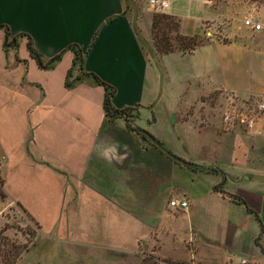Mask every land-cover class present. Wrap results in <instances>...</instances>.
Masks as SVG:
<instances>
[{
	"label": "crops",
	"instance_id": "crops-1",
	"mask_svg": "<svg viewBox=\"0 0 264 264\" xmlns=\"http://www.w3.org/2000/svg\"><path fill=\"white\" fill-rule=\"evenodd\" d=\"M130 1L0 0V92L27 102L22 152L43 187L31 191L34 206L25 209L38 224L30 247L54 245L55 256L74 264H132L124 262L143 250L161 262L205 264L203 255L221 260L209 264H264V131L259 123L248 130L222 120L201 130L188 112L199 97L192 95L218 90L242 99L239 112L252 114L264 99V31L226 25L224 39L156 56L138 38L147 39L152 11L138 12L134 24ZM250 5L237 4L230 19L205 0H171L164 13L191 36L238 12L264 20V0ZM27 41L41 60L59 59L39 68ZM71 45L81 71L114 88V107L138 106L135 126L193 165L171 159L122 119L106 120L104 90L91 78L67 87V71L73 67L70 79L78 74ZM167 72L172 83L164 85ZM192 128L212 138L192 142ZM114 143L121 157L127 151L121 162L100 155ZM180 199L185 208L169 206Z\"/></svg>",
	"mask_w": 264,
	"mask_h": 264
},
{
	"label": "rangeland",
	"instance_id": "rangeland-1",
	"mask_svg": "<svg viewBox=\"0 0 264 264\" xmlns=\"http://www.w3.org/2000/svg\"><path fill=\"white\" fill-rule=\"evenodd\" d=\"M206 3L210 4V8L215 13H222L223 10L228 12L230 19L233 18V8L237 4L244 5V7H249L248 5L252 3L259 2V0H205ZM132 4L136 6V16L138 12H148L146 11V4L143 0H131L127 5L129 6L128 13L131 15ZM239 6V7H240ZM251 6V5H250ZM169 5L166 7V9ZM243 7V8H244ZM165 9V10H166ZM209 10V9H208ZM196 11L194 8H190V12ZM152 13V12H150ZM188 13V12H187ZM195 13V12H194ZM193 13V14H194ZM234 20H223L218 21L207 30H203L200 34V38L204 41L209 38L214 39H224L227 35V32L222 31L226 28V25H232L235 32L245 31L243 27L239 31L236 30V27H240L242 20L246 17L243 13L238 12L237 16H234ZM212 23V22H211ZM239 23V25H238ZM136 24V20L134 22ZM224 28L222 29V27ZM192 32V30H190ZM207 31L208 34H205ZM143 37V36H142ZM144 38V37H143ZM145 39V38H144ZM146 42L150 46V32L147 33ZM151 48V46H150ZM152 49V48H151ZM180 65H184V60L178 61ZM179 70V75H183L184 71ZM167 79L163 82L164 85L167 83H172L170 80L169 73H166ZM181 87L185 88V82L183 81ZM175 88V86H174ZM1 89V88H0ZM192 96H199L196 101L192 103V106L189 107L188 112L192 113V122L193 126L197 129H203L208 122V120L216 123L215 125L220 124L222 120V115L224 112L233 110V111H243L244 105L242 99L227 93L221 92L218 90H213L208 93H198ZM28 100V99H26ZM27 102L23 100L22 96H3L0 92V177L3 178V191L6 194V198L0 201V229L4 226L6 230L4 234L14 240L19 242L24 241V233L30 230H33L34 227L31 222H29L26 216L21 212V210L15 205L18 203L23 210L29 211V208L34 206V198L31 196V191L34 188L41 189L42 186H38L35 178L27 171L26 169V158L22 152V139L24 137V128L27 123V116L25 113V107ZM135 126V125H134ZM176 126V125H175ZM177 128V127H176ZM212 138L210 131H205L204 133L198 134L195 129L192 128V142L206 141ZM183 151H186L185 144L181 146ZM200 155H205V150L200 149ZM25 210V211H26ZM26 211V212H27ZM28 213V212H27ZM29 214V213H28ZM42 214V213H41ZM30 215V214H29ZM31 216V215H30ZM44 215L42 214V217ZM32 217V216H31ZM45 218V217H44ZM47 225L46 222H44ZM48 249V250H47ZM57 247L54 245L51 247L48 246H38L36 249L35 246L29 247L27 251L23 252L20 256L19 262L17 264H74L71 260L62 259V257L55 256ZM52 251V252H51ZM169 251V250H168ZM52 253V255H50ZM170 255L175 257H184L183 251L172 252ZM202 252H200L201 255ZM119 259L121 256H118ZM203 261L205 264L209 263H220V259L207 258L202 255ZM238 261V259L236 260ZM121 262V260H120ZM124 263L132 264H160L156 261L154 253L150 251L143 250V255L139 256L137 261L128 260ZM169 264H190V262L181 261V262H170L165 261ZM195 263V262H194ZM198 264V263H195ZM228 264H238V263H228Z\"/></svg>",
	"mask_w": 264,
	"mask_h": 264
},
{
	"label": "trees",
	"instance_id": "trees-1",
	"mask_svg": "<svg viewBox=\"0 0 264 264\" xmlns=\"http://www.w3.org/2000/svg\"><path fill=\"white\" fill-rule=\"evenodd\" d=\"M179 19L170 14L164 12H152L151 21H150V46L156 56L166 55L173 52L178 53H190L198 46L204 44L200 35H191L186 36L179 33ZM7 35V34H6ZM69 49L74 54V69L78 71V74L71 78L70 68L65 77V85L67 87L72 86V82L80 80L83 77L91 78L95 83L102 86L104 93L102 99V110L104 117L108 121H113L115 119H122L125 125L135 131L134 123L139 118L140 109L138 106H124L121 108H116L112 105L111 99L114 93V88L104 81H102L98 76L91 72H82L80 68V59L78 50L71 45ZM26 50L31 58L34 59L36 65L41 69L50 68L60 57V54L43 61L40 58V55L34 50L29 41L26 42ZM153 117H150L147 120V123H151ZM139 134V133H138ZM212 170L210 168H206ZM3 178L0 177V201L6 198V194L3 191ZM224 194V192H223ZM227 194V193H225ZM231 199H237L236 196L227 194ZM15 205L21 210V212L26 216L27 220L32 223L34 229L24 233V241L19 242L18 240L10 239L5 234V226L0 229V264H16L20 259V256L23 252L27 251L28 248L33 244L34 239L37 234L38 224L34 219L21 208L18 203ZM264 253V252H263Z\"/></svg>",
	"mask_w": 264,
	"mask_h": 264
},
{
	"label": "built area",
	"instance_id": "built-area-1",
	"mask_svg": "<svg viewBox=\"0 0 264 264\" xmlns=\"http://www.w3.org/2000/svg\"><path fill=\"white\" fill-rule=\"evenodd\" d=\"M147 8L152 12H164L166 7L170 4L171 0H143ZM242 25L253 31H264V20L255 18H244L242 20ZM222 121L224 124L229 125L235 121L250 130L256 123H259L260 128L264 131V99H260L255 103L254 110L251 115L243 114L239 111L225 112L222 115ZM257 133V132H256ZM169 206L183 209L186 207L187 203L184 199L178 201L171 200L168 202ZM160 264H169L161 261H157Z\"/></svg>",
	"mask_w": 264,
	"mask_h": 264
},
{
	"label": "water",
	"instance_id": "water-1",
	"mask_svg": "<svg viewBox=\"0 0 264 264\" xmlns=\"http://www.w3.org/2000/svg\"><path fill=\"white\" fill-rule=\"evenodd\" d=\"M132 19L133 22H135L136 20V6L134 4H132ZM138 38L140 39V41L142 42V44L150 49L149 44L146 42V40L141 37L138 36ZM4 46H9V44L6 42V39L4 40ZM134 129L137 133H139L142 136V139H146L149 142H151L156 148H158L160 151H162L164 154H166L168 157H170L171 159L182 163V164H190L193 165L192 163H187L183 158L176 156L174 154H172L171 152H169L167 149H165L162 144L156 139L154 138V136H152L149 132H147L145 129L139 127V126H134Z\"/></svg>",
	"mask_w": 264,
	"mask_h": 264
},
{
	"label": "clouds",
	"instance_id": "clouds-1",
	"mask_svg": "<svg viewBox=\"0 0 264 264\" xmlns=\"http://www.w3.org/2000/svg\"><path fill=\"white\" fill-rule=\"evenodd\" d=\"M119 147L118 143H114L111 147H110V151H105L104 153H100V155H102L103 157L107 158L109 160V162H111L112 160H116L117 162H121V160L123 158H126L127 156V151H125L124 157H121L120 153L117 151ZM125 149H127V146L125 145Z\"/></svg>",
	"mask_w": 264,
	"mask_h": 264
}]
</instances>
